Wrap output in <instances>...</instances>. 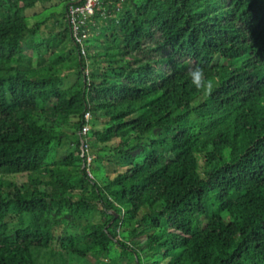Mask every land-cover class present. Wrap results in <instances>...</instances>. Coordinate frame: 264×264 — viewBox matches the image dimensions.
<instances>
[{"label":"trees","instance_id":"16d2710c","mask_svg":"<svg viewBox=\"0 0 264 264\" xmlns=\"http://www.w3.org/2000/svg\"><path fill=\"white\" fill-rule=\"evenodd\" d=\"M50 1L0 0V264L56 244L100 264H264V0H114L86 56L67 20L75 61L35 39ZM67 137L78 157L55 161Z\"/></svg>","mask_w":264,"mask_h":264},{"label":"rangeland","instance_id":"374dc122","mask_svg":"<svg viewBox=\"0 0 264 264\" xmlns=\"http://www.w3.org/2000/svg\"><path fill=\"white\" fill-rule=\"evenodd\" d=\"M68 0H51L50 2L45 3L42 7H37L31 12L33 13L34 11H39L42 8L46 9L43 12H39L37 20L38 22L41 23L40 30L38 31L36 35V41H43L44 38H48L50 40V43L52 46H55L57 54L61 58H72V60L75 61L77 58V50L73 48V45L71 44V39L69 36V33H67V19L65 17V12H66V6H67ZM45 20V21H44ZM49 44V45H51ZM72 53L73 56L71 55ZM51 52H49L46 56H50ZM32 55L35 57L34 62L36 57V52L33 53ZM48 61V58H47ZM67 61V60H66ZM61 76L65 77L64 80V89L69 88L72 84L75 83L77 79V75L75 70L71 68H64L62 72L60 73ZM92 116V114H91ZM70 133H72L70 131ZM75 142V143H74ZM77 142L75 141V138L67 137L63 142L59 145L56 146L55 148V161H61L63 160L64 157H67L70 153H74L76 158L77 156ZM89 153L91 154L92 157H97L96 150L93 148L91 145V142L89 144L88 148ZM111 168V167H109ZM38 175L35 177L37 178ZM49 177L43 178V180L47 181ZM19 181L28 182V179L23 178L19 179ZM80 187H76L74 189V194H73V201H77L79 195L85 193V189L81 185H78ZM90 190V189H88ZM101 209V206H99V210ZM32 216L31 215H24L21 218H15L14 221L9 223V225L6 228V232L10 233L14 229L15 231L17 229L23 228L24 226H27L31 223ZM90 221L95 222V223H102L104 221L103 216L100 211H97L94 213L90 219ZM86 222V219H77L75 221L76 224H72V226L67 227L66 229L68 230V235L75 233L76 229L79 230L81 226ZM65 227L63 226V231ZM65 232V231H64ZM63 235L62 233H60ZM140 252V251H139ZM116 253V254H115ZM114 255L112 256H118V252L115 251ZM32 258L35 261V264H100L96 263L95 260H93L90 256L87 258V261L84 262L82 259L79 257L72 255L66 251H64L62 248L59 247V245H54L53 247H49L47 249H32ZM142 257H144V254H141ZM110 260L106 259L103 261V263H108ZM145 261H143L144 263ZM104 263V264H105ZM145 264V263H144Z\"/></svg>","mask_w":264,"mask_h":264},{"label":"built area","instance_id":"2783aa9c","mask_svg":"<svg viewBox=\"0 0 264 264\" xmlns=\"http://www.w3.org/2000/svg\"><path fill=\"white\" fill-rule=\"evenodd\" d=\"M114 0H82L81 3L73 2L69 4L67 8V20L70 30V35L73 43L79 48L80 54L82 56L87 55V43L89 38L94 36V32L90 28L95 26V17L100 13L101 18H106L107 8L106 5L113 4ZM118 11V8H116ZM90 73L87 68L86 75ZM86 119L89 122L92 119L91 113L86 115ZM91 127L89 123L85 126L83 132L84 134L89 133ZM87 155L86 161L84 162V169L87 176L90 179H94L93 173L91 171V164L93 157L89 153L88 149L83 152V157Z\"/></svg>","mask_w":264,"mask_h":264},{"label":"clouds","instance_id":"9594fccd","mask_svg":"<svg viewBox=\"0 0 264 264\" xmlns=\"http://www.w3.org/2000/svg\"><path fill=\"white\" fill-rule=\"evenodd\" d=\"M192 78V82L197 86V88H204L207 92H211L212 85L210 82L205 83L204 81V70L202 68H195L189 72Z\"/></svg>","mask_w":264,"mask_h":264},{"label":"water","instance_id":"95a60500","mask_svg":"<svg viewBox=\"0 0 264 264\" xmlns=\"http://www.w3.org/2000/svg\"><path fill=\"white\" fill-rule=\"evenodd\" d=\"M77 3H81L82 2V0H79V1H76Z\"/></svg>","mask_w":264,"mask_h":264}]
</instances>
